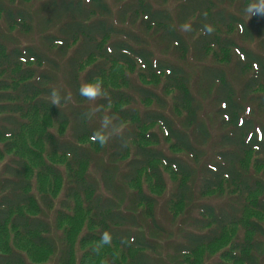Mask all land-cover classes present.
<instances>
[{
    "label": "trees",
    "instance_id": "16d2710c",
    "mask_svg": "<svg viewBox=\"0 0 264 264\" xmlns=\"http://www.w3.org/2000/svg\"><path fill=\"white\" fill-rule=\"evenodd\" d=\"M250 6L261 0H0V159L20 155L0 168V231L70 264L73 229L55 236L80 210L85 260L206 264L239 227L212 264H264V221L248 215L264 217V13ZM89 82L104 94L80 96ZM41 119L65 163L38 160L63 185L55 227L17 151ZM3 244L0 264H43Z\"/></svg>",
    "mask_w": 264,
    "mask_h": 264
},
{
    "label": "rangeland",
    "instance_id": "374dc122",
    "mask_svg": "<svg viewBox=\"0 0 264 264\" xmlns=\"http://www.w3.org/2000/svg\"><path fill=\"white\" fill-rule=\"evenodd\" d=\"M35 33L37 32L35 28ZM37 36L36 34L33 35V42L36 43ZM115 75H118V69L114 71ZM45 129H52L54 130L55 127L52 126V121L48 119H41L40 123L37 124L33 129L28 130L22 137L21 141H18L19 148L18 152L27 159V161L30 164V168L33 171L32 173V191L34 194H36L38 197L42 193H48L54 198L55 201V208L47 209L44 208L43 214L49 219V221L53 224V226H56V212L58 211V201L62 198V192H63V185L60 180H53L50 177H45L40 174L39 172V159H46L50 162L56 164L57 166H60V168L63 170L64 168V162L62 160L56 159L55 157L52 158L48 155L47 148L44 145V142L42 140V135L44 133ZM4 142V141H2ZM2 145V143H0ZM14 158H20V155L17 153L14 155V153H5L4 158L0 159V168L5 165L6 163L10 162ZM1 170V169H0ZM167 173V172H166ZM167 176V184L168 188L171 189L173 186V183L171 181V178L166 174ZM150 182H152L151 178H146L145 176L142 179V184L144 187L148 185ZM73 214L72 221L60 223V231L57 233V236H55L57 241H61L64 237V233H66V227L68 230L71 228L74 231V243H72L73 247V259L70 264H103V260L101 258L94 257L93 259L85 260L84 253L86 252L87 248L90 246V244H85L81 241V235L84 231L89 229L88 224L84 220L82 212L77 211ZM70 214V215H71ZM261 214V213H260ZM259 213H257L254 210H251L249 212V216L253 217L254 219H260L264 221V217L260 216ZM70 223V225H67ZM72 225V226H71ZM71 227V228H70ZM55 231V229H54ZM56 232V231H55ZM243 231L236 227L235 229H231L227 235V237L221 241L220 243H217L213 247H211L206 255L204 256V259H206L208 256H211V259H207L206 264H212L216 259L212 257H217L218 254L222 253L224 250L228 249L234 239L236 237L242 236ZM55 234V233H54ZM4 241H7L15 250H18L21 252L26 259L29 262H40L43 264H59V251L56 253H53V251L47 249L38 247L35 244L31 242L29 238L26 239H19V237L16 236L15 231L8 228V231H6L5 234H3L0 231V250L3 249V243ZM117 255L118 257H121L119 252H114V255ZM61 261V260H60Z\"/></svg>",
    "mask_w": 264,
    "mask_h": 264
},
{
    "label": "clouds",
    "instance_id": "9594fccd",
    "mask_svg": "<svg viewBox=\"0 0 264 264\" xmlns=\"http://www.w3.org/2000/svg\"><path fill=\"white\" fill-rule=\"evenodd\" d=\"M253 7H255L256 12L264 13V0H261L260 7L250 6L248 11H252ZM183 27L185 30H190V25L188 24H185ZM213 30L214 29L212 28V26L210 25L205 26V31L207 33H211ZM79 94L80 96L86 99H89V100L94 99L96 96L104 94L103 85L99 82H89V83L83 84L79 87ZM52 96L54 97L53 103L58 104L60 101V96L55 89L52 92ZM108 123H109V120L105 118L104 126L107 127ZM94 138L98 139L101 144L105 142V137L100 132H97ZM101 240L104 244H108L111 242V235L108 232H105L103 236L101 237Z\"/></svg>",
    "mask_w": 264,
    "mask_h": 264
}]
</instances>
